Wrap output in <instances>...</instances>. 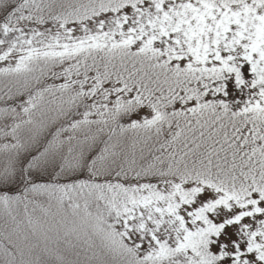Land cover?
I'll use <instances>...</instances> for the list:
<instances>
[{"label":"snow or ice","instance_id":"snow-or-ice-1","mask_svg":"<svg viewBox=\"0 0 264 264\" xmlns=\"http://www.w3.org/2000/svg\"><path fill=\"white\" fill-rule=\"evenodd\" d=\"M0 264H264V0H0Z\"/></svg>","mask_w":264,"mask_h":264}]
</instances>
